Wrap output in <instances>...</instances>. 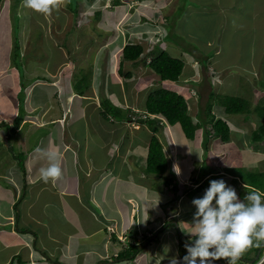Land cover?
Returning a JSON list of instances; mask_svg holds the SVG:
<instances>
[{"label":"rangeland","instance_id":"374dc122","mask_svg":"<svg viewBox=\"0 0 264 264\" xmlns=\"http://www.w3.org/2000/svg\"><path fill=\"white\" fill-rule=\"evenodd\" d=\"M115 1L79 0L78 2L77 0L79 4L77 12L75 10L77 7L73 5L76 2L73 0H58L59 7L47 16L22 7V0L19 1L17 7L13 0H7L0 10V119L3 123V134L11 146L8 149L7 146L0 144V164L8 165L14 158L13 156L18 158L20 163H24L23 165L30 162L32 171L37 177L36 180L44 183L45 189L39 193L47 198L51 196V198L58 199L61 188H67L68 193H73L75 181L78 178L83 180L85 177L87 180H91L95 176V182L98 178L102 179V176H98L97 173L87 175L89 170L87 162L91 157L86 148L110 144L114 139L116 144L125 145L123 139H119L116 135L125 134L124 137L128 140L125 149L129 145L133 146L129 163L137 179L138 175L144 173L146 139H149L150 136L149 133L147 134V130L134 132L133 127L136 126H134L133 120L127 121V129H125V125L121 127L124 124L122 117L112 114L109 115L108 120H104L98 115V110H100L104 99H108L114 104L117 102L125 108L134 106L141 108L145 105L146 96L150 90L168 87L170 83H162L160 77L149 70L148 75L134 76L131 80L119 76L118 73L120 51L123 46L132 43L142 44L147 53L154 42H157L156 39H160L159 37L165 33H158L154 40L149 37L151 36L149 27L152 26L150 18L152 20L153 17L147 15L146 11L152 9L147 2L142 4V11L147 20L146 24L127 29V24H130L131 20H126L127 17L123 13L124 11L130 13L131 10L126 8L129 7L131 0H121L119 6L114 5ZM172 1L173 5L175 1ZM179 1L184 8L187 6L188 8L184 12L185 17L181 22L177 21L176 26L173 25L174 16L181 17L182 10H178L176 7L174 10L166 9L169 12L172 10L170 22L168 21L172 29L164 47L173 57L182 59L185 63L188 62V59L195 57L199 61H203L205 66L211 64L210 67H214L217 65L224 71L218 77L217 73L212 71L211 75H214L212 78L209 69L206 74L202 73V76H206L210 83L214 82L218 85H213L212 89L209 86L210 83L209 85L204 81L201 83L198 88L201 99L199 98L198 106H194V111L190 114L197 119L196 115L199 112H205L208 103L213 101V113L217 119H225L229 122L232 135L228 143H222L216 139H211L208 142L205 140L206 131L201 129L197 132L194 140H188L180 126H174L175 130L174 128L170 130L174 135L173 140L170 139L166 142V139H162L164 145L167 146L165 149L170 164L167 175L178 179L179 175L174 171V166H178L183 175L193 172L195 182H202L209 171L216 168L214 165L219 166L218 171L224 169L231 175L264 172V145L251 144V133L257 129L259 122L264 123V116H261L264 115V0H235L233 3H230V0L227 3V0ZM178 6L181 7L180 4ZM222 6H225L224 10ZM228 7L230 8L228 9ZM97 12L103 13L101 20L95 18ZM137 12L132 16L133 18L141 17L139 8H137ZM159 15L163 19L169 14L162 12ZM17 18L20 21H16ZM76 22L80 23L79 27L76 26ZM137 22L141 24L140 21ZM111 30L114 33H107ZM103 31L107 33L108 39ZM168 31L170 32V30ZM98 32H103V37H99ZM16 43H20L22 49L21 56L18 55V58H15ZM159 46L162 47V45ZM125 66L130 70L134 69L132 64L126 63ZM189 69L190 67L187 65L186 72ZM80 71H82L81 75L83 72L85 73L86 78L84 76L83 81L81 80L79 83L84 84L88 80L91 85L84 97L72 94L75 90L70 87L76 81L75 74H79ZM186 91L187 88L181 89L182 93ZM212 92L214 97L208 100V96L210 97ZM185 94L186 98L191 100L189 96L193 93L186 92ZM224 97L242 99L251 108V114L248 112L238 116L225 114L224 108L217 102L218 99L221 100ZM45 114L48 115L43 119L47 123L40 127L38 126L40 119ZM63 114L70 117L67 129H70L72 137L78 145V154L77 157L74 156V160L68 156L72 161L62 165V175L58 180L54 182L50 180L45 183L41 181L39 169L46 166V160L36 152V149L38 147L47 149L49 145H52L58 147L60 152L62 151V148L54 142L52 144V135L53 131H56L55 136L59 141L68 139L67 130L65 131L64 126L56 121H60L59 117H62ZM204 116V114L199 116L200 122L206 121ZM34 119H36L35 124H33ZM9 124L13 127H8ZM18 126H21L22 131L19 134L21 138H18L19 140L16 142ZM8 130L12 135L8 134ZM30 131H33V136ZM127 132H130V135H127ZM85 140L86 144H83ZM100 154L99 152L98 157ZM135 156L138 161H141L139 166L134 162ZM4 157L6 158L4 159ZM99 158L100 162H106L103 156ZM119 160L121 161V159ZM119 160L115 162L116 165L120 162ZM22 169L24 170L23 167ZM116 169H119L118 165ZM109 170L113 171L112 166ZM119 171L123 174L126 169L120 168ZM216 176L219 178L213 180L223 179L228 186L235 188L239 199L244 200L247 189L241 185L240 181L237 182L230 177ZM157 180L153 183L150 182V186H144V188L143 181H140L139 184L136 182L127 184L122 175L114 177L112 181L99 182L95 199L102 204L105 210L101 209L94 200L88 201L87 206L82 207L80 203L83 197L77 199V196L70 197V194L64 198H67L65 201L80 216L78 220H82L83 231L89 232L92 227L97 225L92 215H96L98 218L97 214L106 212L116 219H119L120 215H124L123 219L127 222L131 210L134 209L133 206L138 208L137 215L146 210V204H149L148 209L152 207L149 202L150 194H155L160 198L164 196L169 198V201L170 197H180L181 194L175 196L172 191H168L171 187L167 189L164 181L159 183ZM188 180L191 178L185 180L187 187L179 186L180 192L184 193L190 191L189 188L192 189L193 186ZM209 187L210 182L205 190L191 197L185 196L186 200L184 198L180 200L182 204L178 202L180 203L178 206L180 215L176 217L175 221L169 223L171 230H174L175 234L177 233L178 248L171 243L167 244L165 237L159 236L155 239V234L152 236L147 234L143 241L137 240L139 238L137 222L140 218L137 217V220L135 218L136 221L134 220L132 223L130 234L127 235L126 240H121L124 244L118 245L122 256L129 253L133 246H136V255L129 256V262L125 260L121 264H140V262L141 264H161L166 260L159 257L162 250L164 255L169 258L185 256L187 252L183 242L186 243V240L192 239L187 232L191 231L189 224L192 223L194 213L197 211L192 201L202 198ZM130 197L134 200L128 204L127 200ZM171 206H175V204ZM76 213L74 215L77 218ZM143 221L148 220L145 218ZM57 227V225L39 226L33 233L40 237L41 244H47L46 247L52 251L63 245L60 243L65 239L64 231L57 232ZM52 235L56 236L54 242H50ZM182 238L183 242L181 243ZM243 255L246 257L245 252L242 253ZM251 261L257 262L255 259ZM83 263H87V260H83Z\"/></svg>","mask_w":264,"mask_h":264},{"label":"crops","instance_id":"0c3cea01","mask_svg":"<svg viewBox=\"0 0 264 264\" xmlns=\"http://www.w3.org/2000/svg\"><path fill=\"white\" fill-rule=\"evenodd\" d=\"M174 1L175 2L172 5L173 2L172 0H147L143 2L137 0L135 1L131 0L128 5L129 7L126 9L131 10L132 7L133 9L130 11V13H128V11H124L123 14L125 15V17H127L126 20H131V22L140 24L137 21L142 20L144 15L143 14L144 12L142 11L143 10L142 3L147 2L148 6L152 7V9H148V11H146L147 15L153 17L152 20L150 18V21L151 23L155 24L154 26L155 28L153 26L149 27V31H151V36L149 37L154 39L157 38L156 35L158 33L161 32L165 33L163 36L159 37L163 41V43H165V41L169 38L168 35L171 34L172 28L170 26V23H168V21L170 22L169 19L172 14L171 13L172 10H174V7L178 8V10L179 9L182 10L181 17L174 16L175 22L173 23V25L176 26L177 21L181 22L182 19L185 17L184 12L188 8V6L184 8L179 0H174ZM228 1L229 0H227L226 3ZM234 1L235 0H230V3H233ZM178 4H180L181 7H179ZM137 6L139 7L141 17L133 18L132 16L135 15V12L138 13L136 8ZM230 7H228V9ZM171 8H172L171 12H169V10L168 11L166 10ZM224 8L225 6H222L223 10ZM162 12H167L169 15L164 16L162 19L161 16L159 15ZM130 24H127V26ZM143 24L146 23H141L140 25ZM168 30H170V32ZM181 56L183 55L181 54ZM193 58L195 60L188 59V62L186 63V66L189 65L190 67L189 71L186 72V66H185L184 69L185 71L182 74L180 81L176 84H169L167 87L170 90H174L182 94L185 98H186V94H185L186 92L188 94H190V92L193 93L192 95L190 94L189 96V99L191 100H188L186 98L190 108V112L194 111V106H198L197 104H199V100L201 99V94L199 93V89H198L201 86V83H203V81L207 82L206 83L207 85H209L210 83V81L206 76L205 77L202 76V73L206 74V71H208L207 69H209L210 76L212 78V76H214L211 75L212 71H215V73H217V77L224 72L222 69L218 68L217 65H215L214 67L213 66L210 67L211 66L210 64L207 68L204 64H201L200 61H198L195 57ZM128 64H132V63H128ZM124 70L129 71L130 69L127 66H125ZM148 73L149 72L147 68L143 66H138L137 71L134 72V76L140 77L142 74L148 75ZM213 85L216 86L218 84L211 82L209 86L213 89L214 87ZM182 88H187V91L185 93H182L181 92ZM208 100H209V96H208ZM127 108L132 109L134 111L135 110L144 111L145 109L144 105L141 108H138L136 106H134L133 108L131 107H127ZM99 109L100 110H98L99 112L98 115L103 117L101 114V106ZM47 115L48 114H45L41 117L40 125L38 126L40 127L45 126L47 122L45 123L43 117ZM59 120L60 121L58 120L56 121L60 125L62 124V126H64L65 131L67 130L68 139L64 141H59L55 136L56 131H53L52 144L55 143L56 145L62 148L61 165H64L74 160V156L77 157L78 145L76 144V141L73 139L70 129H67V123L70 120V117L63 114L62 117H59ZM104 120L106 119L104 118ZM24 121L29 122L26 120ZM127 121L128 119H125L124 124H122L121 127L125 125L126 128ZM34 122H36V119L33 120V124H35ZM0 124L1 125L3 124L2 119H0ZM8 127L11 128L13 126L9 124ZM133 128H134V132H141L140 126H136ZM173 128L174 127L167 126L164 129L165 131L164 134L166 135L165 136H163L164 134L161 135V142L162 139H166V142L170 141V139L173 140L174 135L170 131L171 129L173 130ZM33 130L35 129L33 128ZM21 131H22L21 126L20 127L18 126V128H16V134H17L16 142L21 138V136L19 135L21 134ZM8 134L12 135V133H10V130H8ZM30 134L33 136V131H30ZM6 138L7 137L3 134V128L0 127V144L2 143V145L7 146L9 149V147L11 146L10 144H8L9 142ZM83 144H86V140L83 141ZM126 145L127 143L123 146H120L118 145V143L116 144L115 141H112L110 144H106V145L101 144L100 146L87 147L86 151L91 157V159L87 162V166L89 167L87 175L89 173L92 174L97 173L98 176H102V179L98 178L95 182V176L91 180H87V178L85 177L83 178V180L78 178V180L75 181V188L72 191L73 193H68V191H66L67 188L64 189L61 188V190L59 191L60 197L58 199L51 198V196H48L47 198L43 195H40L39 192H43V189H45L43 187L44 183L42 184L40 183V181L36 180L37 177H35V172L32 171V164L30 162L23 165L24 163H20L18 158L13 156L14 158L10 160V163H8V165H6L5 163L3 164L1 163L0 164V264H121L125 262V260L129 262L128 259L130 260V258L121 257V253H120V249H118V245L121 244L122 246L123 241L121 240L124 241L126 240L125 238L127 237L128 234H130L132 223L134 222L135 218L137 220V217H140L137 222L138 230H139L138 231L139 238L137 240L143 241L146 238L147 234H149L150 236L155 234L156 235L155 239L159 238V236H162V238L165 237V240L167 239L166 242L167 244L171 243V245H175V247L178 248L179 243L176 240L177 233L175 234L174 233L175 231L171 230L169 223L175 221L176 217L180 215V210L178 208V206L181 203L180 200H183V198L186 200L188 197L187 196L188 193L186 194L185 192L182 193L179 191L178 195L181 194L180 197L178 199L170 197L171 199L170 201L169 198H166L164 196L160 198L155 194L149 193L150 194L149 202L152 207L148 209L149 204H146V210L142 211L140 215H137L138 208L133 206L134 209L131 210V213L129 215V221L127 222L124 221L123 219L124 215H120V218L116 219L113 216L111 217L109 213L100 212L99 215L97 214L99 220L98 218H96V215L95 216L92 215L93 219L97 222V225L95 222L96 226L94 228L92 227L89 230V232L83 231L84 227L83 224L81 223L82 220L81 221L78 220L80 219V216H78V213L74 212L73 209H71V207L69 206L68 202L65 201L67 200V198H64V196H69L71 194L70 197L77 196V199L79 197H83L81 198V203H80L82 207L87 206L88 201L90 202L91 200L92 201L94 200L95 202L98 203V206L101 209L105 210L102 204L95 199L97 195V187L102 182H106L109 180L112 181L114 177H119L120 175H122L123 180L127 182V184H131L135 182L139 184L140 181H143V188L144 186L149 187L150 182L153 183V181H155L156 179H158L157 181L159 183H162L160 182L163 181L161 178L151 175L148 176L145 173L143 174L141 173V175L137 174L138 175V179H137V176H135V172L133 171V168L129 163L132 157L131 155H132L133 146L129 145L125 149ZM163 146L166 152L165 148H167V146H165L164 143ZM20 148L22 149V147ZM121 149L123 151H121ZM99 152L101 153L99 157L103 156L106 159L105 163L100 162V158L98 157ZM166 155L168 157L167 152ZM68 156L72 157V160H70ZM117 157L121 159V161L117 163L119 169L120 168L126 169V172L121 174V172L119 171L118 174L115 175L114 172L110 171L109 169L111 168V164H113V166L116 165L115 162ZM5 158L6 157H4V159ZM134 162L138 164L137 166L141 164L140 163L141 161H138L136 156ZM21 166L24 168V170L22 169ZM214 167L216 168L211 169L208 175L204 177L205 180L213 176L219 175L220 177L234 178L237 182L240 181L242 186L245 185L238 177L239 175H234V174L231 175L227 173V171L224 169L218 171V169H220L218 168L219 166L214 165ZM166 176L168 177L167 173ZM188 178H191V180L188 181L191 182L190 184H192L193 186L192 189L189 188V190L196 189V183L198 182H195V180H193L194 178L193 172H189L187 175L186 174L183 175L182 171L180 170V174L178 177L179 184L180 186L185 185L181 187L188 186L186 185L187 182H185V180H187ZM216 178L219 177L216 176ZM41 181L43 182L42 179ZM133 200L134 198L132 197L128 198L127 200L128 204L129 203L131 204ZM173 204H175V206H171ZM172 209L175 211H173ZM75 213L77 214V218L74 215ZM145 218L148 221H143V219ZM54 225L58 226L57 232L61 233L64 231L63 235L65 239L63 240L62 243H60L63 245L54 248L51 251V249H48V247H46L47 244H41V242L39 241L40 237L36 236L33 233V231H35V229H37V227L39 226L50 227ZM114 235L117 237L118 239L117 241L113 240ZM52 236L53 237L50 238L51 240L50 242L52 241L54 242V240L56 239L55 235ZM93 238L95 239L94 241ZM65 240L66 242H64ZM186 241L191 242V240H186ZM182 242H183V238L181 243ZM183 244H185V242H183ZM156 248L158 249L159 245ZM164 254L165 253H163V250L159 253V257L166 259L161 264H170V258L166 257V255ZM257 256L258 255H256L255 258H257ZM116 258H119L121 260L116 261L117 260ZM83 260H87V263H83ZM245 261L248 263L251 260L246 259Z\"/></svg>","mask_w":264,"mask_h":264},{"label":"trees","instance_id":"16d2710c","mask_svg":"<svg viewBox=\"0 0 264 264\" xmlns=\"http://www.w3.org/2000/svg\"><path fill=\"white\" fill-rule=\"evenodd\" d=\"M5 1L7 0H0V10L4 5ZM19 1L21 0H13V3L16 7L18 6ZM73 1L76 2L73 5L77 7L75 8V10L78 12L79 4L77 3V0H73ZM120 1L121 0H116L113 3L115 6H119L121 5ZM137 1L143 2L147 0H137ZM136 8L139 7L137 6ZM102 15L103 13L97 12L95 14V18L101 20ZM16 21H20V19L17 18ZM146 21H147L146 17L143 15V19L140 20V22L146 23ZM78 24L80 26V23L76 22V26H78ZM139 25L140 24L131 22V24L127 26V29L128 27L134 28ZM151 25L153 27L155 26V24L153 23H151ZM113 27H114V23H113ZM103 32H98L97 35H99V37H103L102 34ZM107 33H114V32L113 30H111ZM107 33L104 32V34L106 35V39H108ZM152 40L154 39L152 38ZM15 49L17 51L15 58H18V55L21 56V50H22L20 47V43H16ZM126 63H132L133 64L132 67L134 69L129 70L127 72H123ZM200 63L204 64L203 61H200ZM138 66H143L147 68L149 71L154 72L156 75L160 77L162 83L176 84L180 81V78L184 73L186 63L182 59L173 57L167 50L161 49L159 45L153 47L152 51L148 54L145 52V48L144 46H142V44L132 43L126 45L123 48L120 56L119 75L123 78H127L128 80H131L134 77V72L137 70ZM206 67L208 68V66ZM81 72L82 71H80L79 74H75L76 81L74 82V85L72 86L71 84L70 87H72L75 90V92H73L72 94L75 95L77 94L80 97H84L87 91L90 90L89 86L91 85L88 82V80L87 82L85 81L86 83L84 84L79 83V81H81L84 76L86 78L85 73L83 72L81 75ZM213 94H214L213 92L210 94L209 100L212 97H214ZM103 101H104L103 104H101V109H102L101 114L106 120H108L109 115L114 114L116 115V117L119 116L122 117L123 118L122 121H125V119L133 120L134 124L141 127V131L143 129L147 130V134L149 133L150 136L149 139H146L147 151L145 154L146 166L144 168V173L148 176L151 175L161 178L164 181L165 187L167 189L168 187H171L170 191H172L175 194V196L178 195L181 189L179 187L180 186L179 181L176 177L166 176V173L169 170V161L166 152L164 150L163 143L161 142V135L165 132L164 129L167 126L174 127L176 125H179L181 127L184 136L188 140H194L196 138L195 136L197 131L201 129L206 131L205 140L208 142L211 139L212 140L216 139L221 141L222 143H228L231 139V135H232L231 125L225 119H217V117L213 113V108H214L213 101L211 103L210 102L208 103L205 112L202 111L198 113L196 119L197 122L195 118H193L190 114V108L186 98L182 94L174 90H170L169 88H158V89L150 90L146 96L144 111H133L132 109H127L124 106H120L115 101L114 104L108 99H104ZM217 102L222 108H224V112L227 115L238 116L239 114H246L247 112L251 114V108L242 99L234 98V97H224L221 100L218 99ZM116 104L119 106H117ZM202 114L205 115L204 120L206 121L204 122H200L199 120V116ZM0 127H2L1 124ZM128 134L129 132H127V135ZM116 136L121 140L123 139V143L125 144L128 143L127 138L124 137L125 134L121 136L119 135ZM125 140L126 142H124ZM251 141H252L251 142L252 145L253 144L264 145V123H260V122L258 123L257 129L251 133ZM121 151L123 150L121 149ZM117 160H119L118 157L116 161ZM117 165L113 166V164H111L114 174L116 173L118 174L119 172V169H116ZM238 177L242 180L244 184H246L251 189L253 190L260 189L262 192H264V172L247 173V175L241 173ZM215 178L216 176H213L206 180L204 179V181L196 183L197 185L196 189L190 190L189 192H185V193L186 194L188 193L187 195L191 197L194 194L203 191L209 185V182ZM175 199L178 198L175 197ZM113 240L117 241L118 239L116 236H113ZM262 250L264 251V246H262ZM260 251H261V247L257 248L253 246L245 251L246 257L245 255H243L242 257L243 258L245 257L244 259H249V260L255 259V256L258 255ZM136 252H137V247L133 246V248L129 250V253L126 252L127 254H124L123 256L121 255V257L129 258V256L131 255L135 256ZM250 256L251 258H249ZM237 263L242 264L241 259H238ZM257 263L258 261L255 262V264Z\"/></svg>","mask_w":264,"mask_h":264},{"label":"clouds","instance_id":"9594fccd","mask_svg":"<svg viewBox=\"0 0 264 264\" xmlns=\"http://www.w3.org/2000/svg\"><path fill=\"white\" fill-rule=\"evenodd\" d=\"M22 7L47 16L59 7V2L22 0ZM156 41L151 49L147 50V54L158 45H162L159 47L166 50V43L161 39ZM36 152L46 160V166L39 169L41 179L45 183L58 180L62 175V154L59 148L49 145L47 149L38 147ZM174 171L180 174L178 166H174ZM244 187L247 194L241 201L235 188L228 186L223 179L210 181V187L203 197L192 201L197 211L189 224L191 231L187 232L192 238L191 242L185 243L187 254L183 257V262L180 261L182 257H171L170 264H213L221 259L226 260L227 264H240L237 263L238 259H241L243 264H255V261L247 263L242 257V253L253 246L261 247L260 254L255 258L257 264L264 263V192L260 189H248L246 184Z\"/></svg>","mask_w":264,"mask_h":264},{"label":"built area","instance_id":"2783aa9c","mask_svg":"<svg viewBox=\"0 0 264 264\" xmlns=\"http://www.w3.org/2000/svg\"><path fill=\"white\" fill-rule=\"evenodd\" d=\"M180 261L183 262V258L180 259ZM213 264H227V262L224 261V259H221V260H219V261H214Z\"/></svg>","mask_w":264,"mask_h":264},{"label":"water","instance_id":"95a60500","mask_svg":"<svg viewBox=\"0 0 264 264\" xmlns=\"http://www.w3.org/2000/svg\"><path fill=\"white\" fill-rule=\"evenodd\" d=\"M259 254H260V252H259Z\"/></svg>","mask_w":264,"mask_h":264}]
</instances>
